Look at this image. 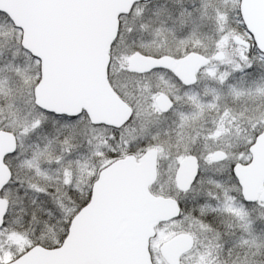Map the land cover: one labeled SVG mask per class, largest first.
I'll list each match as a JSON object with an SVG mask.
<instances>
[{"label": "snow or ice", "instance_id": "snow-or-ice-1", "mask_svg": "<svg viewBox=\"0 0 264 264\" xmlns=\"http://www.w3.org/2000/svg\"><path fill=\"white\" fill-rule=\"evenodd\" d=\"M0 264H264V0H0Z\"/></svg>", "mask_w": 264, "mask_h": 264}]
</instances>
